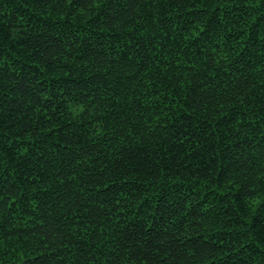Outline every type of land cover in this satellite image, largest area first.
Returning <instances> with one entry per match:
<instances>
[{"label": "trees", "instance_id": "trees-1", "mask_svg": "<svg viewBox=\"0 0 264 264\" xmlns=\"http://www.w3.org/2000/svg\"><path fill=\"white\" fill-rule=\"evenodd\" d=\"M0 264H264V0H0Z\"/></svg>", "mask_w": 264, "mask_h": 264}]
</instances>
